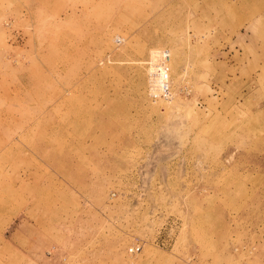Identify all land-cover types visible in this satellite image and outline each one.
Listing matches in <instances>:
<instances>
[{
	"label": "rangeland",
	"instance_id": "rangeland-1",
	"mask_svg": "<svg viewBox=\"0 0 264 264\" xmlns=\"http://www.w3.org/2000/svg\"><path fill=\"white\" fill-rule=\"evenodd\" d=\"M220 8L224 18L201 16L212 10L202 0H0V69L42 51L68 58L48 76L41 62L34 66L50 96L69 94L61 111L71 113L73 79L66 74H73L77 33L90 26L83 38L93 37L98 57L139 30L152 48L148 60L169 50L173 62L182 51L190 73L179 79L171 68L173 98L159 101L161 140L147 154L134 145H73V127L29 150L31 139L0 131V264H264V114L229 113L232 99L223 101L264 94V46L236 51L246 64L240 77L223 84L216 74L224 45L261 12L249 0H225ZM258 21L264 38V18ZM42 148L43 155L32 152ZM105 148L111 160H102ZM135 245L141 250L133 254Z\"/></svg>",
	"mask_w": 264,
	"mask_h": 264
},
{
	"label": "crops",
	"instance_id": "crops-1",
	"mask_svg": "<svg viewBox=\"0 0 264 264\" xmlns=\"http://www.w3.org/2000/svg\"><path fill=\"white\" fill-rule=\"evenodd\" d=\"M41 1L53 2L55 0ZM202 1L212 3V10L204 9L201 16L214 17L216 13L217 17H225V10L220 8V3L225 2V0ZM249 1L259 3L261 13L257 14L252 22L246 21L249 24L245 23L246 25L240 30L238 37L228 45L225 44L222 51H220L221 57L217 61L216 74L218 81L222 80L223 84L228 79L230 81L231 78L240 77L241 70L245 68L246 64H242V57L235 58L237 50L241 54L243 49L257 47L255 49L257 51L260 45L264 46V38L259 35L263 23L258 21L259 18H264V0ZM193 4L194 0H192ZM191 15L193 17V14ZM109 16L112 17L110 14ZM249 26H251L250 31L243 33V29H247ZM89 29V31L77 33L79 45L77 44L74 49L73 74L71 76V71L66 74L67 79L71 77L73 79L74 103L71 113L59 109L61 99L67 101L69 94L57 92L50 96L49 90H45L38 85L37 77L34 74V66L40 65L38 62L45 65L48 70L45 73L48 76L50 75L51 66H54L59 60L66 62L68 58H49L42 51V56L35 58L36 60L23 57L17 62L8 63L10 68L8 69L5 65V69L8 71L6 73L0 69V131H6L15 140H20V136L27 137V140L31 139L30 143H24L26 147L30 144L32 147L37 146L36 141L42 138L43 142L40 143V146L43 145L44 147L45 137L58 141L67 132H73L71 130L73 127V145L103 147L134 145L147 148L143 150L144 154H147L150 148L155 147L161 140V137L158 136L163 128L164 119L161 103L149 93V76L146 62L152 48L150 44L146 43L143 36L139 35L140 31L137 30L129 35V38L133 39L131 42H126L127 44L123 45L118 42L117 44L120 46L114 47L98 57V48H95L93 37L90 40L83 38L85 37L83 35L93 33L94 28L90 26ZM43 30V34H46L47 28ZM141 32L146 33V31ZM217 32L222 31L217 29ZM36 33L39 34L37 31ZM27 37L28 34L25 35L27 39L24 47L26 53L30 50L27 43L31 39L30 35ZM50 48L51 46L48 43L46 49L50 51ZM203 48H207L204 43ZM36 49L39 48L36 47ZM172 56L171 53V60ZM183 56L182 51H177L173 62L171 61V68L179 79L187 80L190 78V73L185 71ZM3 62L5 63V60L0 62V66H4ZM259 66H261V63H259ZM258 79L262 80V77ZM7 83L12 87L10 90L2 88ZM260 90L257 92H241L234 96L225 95L223 101L226 102V100L232 99L231 103H233V108L230 109L231 111L228 108V112L258 114L257 119L263 117L260 114H264V94ZM8 97L10 101H8ZM213 97H216V95ZM224 111L227 112V109L225 108ZM26 149L29 150L28 147ZM105 149L100 150L106 156L104 159L90 158L88 160H111L108 157V149ZM48 150L53 155L51 159H56L57 152ZM45 151V148H42V150L32 149L33 153H41L40 155H43ZM43 160V157H41V161ZM69 160H72V157H69ZM173 160L176 162L178 158L174 157L171 161L174 162ZM72 161L79 162L76 159Z\"/></svg>",
	"mask_w": 264,
	"mask_h": 264
},
{
	"label": "built area",
	"instance_id": "built-area-1",
	"mask_svg": "<svg viewBox=\"0 0 264 264\" xmlns=\"http://www.w3.org/2000/svg\"><path fill=\"white\" fill-rule=\"evenodd\" d=\"M121 42L120 40L118 41ZM171 53L164 51L163 58L152 60V57L146 62L149 76V92L157 101L169 102L173 98V81H171ZM141 250L140 245L131 247V253H138Z\"/></svg>",
	"mask_w": 264,
	"mask_h": 264
}]
</instances>
